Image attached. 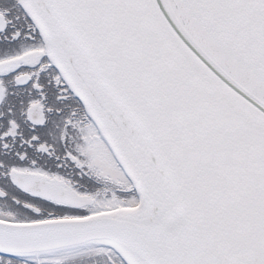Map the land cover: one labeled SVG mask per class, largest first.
<instances>
[{"label":"snow or ice","instance_id":"6c2138e0","mask_svg":"<svg viewBox=\"0 0 264 264\" xmlns=\"http://www.w3.org/2000/svg\"><path fill=\"white\" fill-rule=\"evenodd\" d=\"M0 264H264V0H0Z\"/></svg>","mask_w":264,"mask_h":264}]
</instances>
